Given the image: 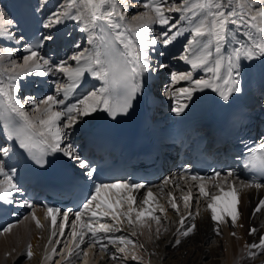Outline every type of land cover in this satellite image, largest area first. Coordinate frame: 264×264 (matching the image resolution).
<instances>
[{
    "label": "snow or ice",
    "instance_id": "1",
    "mask_svg": "<svg viewBox=\"0 0 264 264\" xmlns=\"http://www.w3.org/2000/svg\"><path fill=\"white\" fill-rule=\"evenodd\" d=\"M47 3V0H44ZM79 5V7H77ZM131 5L129 0H67L65 10H57L48 16L47 21L43 24L45 29H52L56 25L63 23L65 20L71 19L80 22L84 21L85 27L80 28V31L89 32L88 43L94 45L89 49L75 51L68 59L76 62V67L68 64L66 59L59 62L49 60L40 55V49L45 42L53 41L55 37L49 34H41L38 38L33 37L32 42L24 46V51L27 53L23 56V64L20 67L32 74L31 70H35L34 74L45 76L51 74L56 76L61 74L66 78V82H55L56 94L48 95L44 99L36 101L32 98L24 100L17 99L15 93L19 92V87L15 83L7 86L0 85V112L3 114V131L9 139H5L0 143V176L4 180H0V201H12L8 199L13 193H19L22 189L13 181L17 169L15 167L5 170L4 158L11 159L17 154V150H22V153L27 154L28 158L40 168H44L50 162L47 159L49 154L62 153L70 160L75 161L85 178L93 180L97 169L91 162L82 157L74 148L71 142L65 143L68 137L67 129H72L79 120L83 117H88L98 111L107 113L112 118L127 114L133 107V102L142 90L143 77L145 73L150 74L152 71L151 52L155 50L158 44L164 46L170 45L183 35V31L177 29V23L172 22L169 15L166 13L179 12L181 13L180 20H187L190 25V36L187 44L184 47L185 55L180 56L181 60L191 65L193 70L203 69L210 73V77L193 79L192 73H172L171 80L173 83L179 81H189L193 87L180 88L177 91L187 101L193 99V94L204 89H211L219 94L223 101H229L233 93H240L241 89V66L243 60L252 61L259 58H264V0H182L181 4L170 3L169 0H144L143 7L146 11L133 16L131 19L138 21L135 28L136 35L133 38V29L128 28L125 21L127 9ZM76 8L75 14H72L67 9ZM191 13V16L186 15ZM8 24L12 21L8 20ZM160 25L161 31L155 35H150L154 31V25ZM229 25H235V30L230 29ZM246 37L245 42L236 40L235 35H232V40H236L238 47H234L231 52L225 55L226 45L231 43L229 34L233 31L239 32ZM98 29L99 31H95ZM177 29L176 31H172ZM9 39H16L19 43L23 37L17 39L8 33ZM215 42V56L211 50V46ZM76 49L80 48L79 44H75ZM18 49L6 48L4 53L11 56ZM189 53H191L189 55ZM3 59V57H0ZM13 66H15L13 64ZM167 67L166 65H161ZM85 73H90L95 79L102 82L99 89L86 92L81 98L77 99L76 103L66 104L70 93H74L80 86ZM15 79V76L10 77ZM222 81V83H221ZM59 93H63V98H58ZM173 96L176 93H172ZM33 105L32 114L26 109L25 105ZM63 105V110H54L53 106ZM188 107L187 103L177 104L173 109L177 115L184 112ZM264 149V145L261 146ZM251 151V150H250ZM245 168L259 169L260 173L264 174V151L253 153L251 158L245 163ZM234 173L228 171L221 178L220 172H215L213 177L209 179L221 178L220 182L214 184V187L220 188L221 195H211L210 202L207 208L211 211V219L215 222H224L223 214L231 218V224L236 226L239 218L237 188L231 187L228 192L223 191V184L227 183ZM194 181H202L203 177L193 175ZM169 183L168 180L164 181ZM245 188H261L264 187V182L251 183L241 181ZM145 188L142 183H130L124 181L115 182H100L93 183L90 187L88 196L82 204V211L75 212V219L71 223V243L75 248H80L85 243V236L88 233L92 234L93 239L88 243V248H95L99 245L101 250H105L107 245L100 243L97 238V233H108L111 231H121L120 228H113L109 224L98 223L96 226L89 220L84 222L82 216L86 212L91 213V217H111L113 221L123 223L126 218L129 226H135L139 223L144 226L143 218L148 216L160 224V217L153 215L156 209L141 207L136 211L133 208L134 197L133 190ZM115 190V191H114ZM121 190L126 195L121 196ZM199 192L207 197L209 193L205 190V184L200 183ZM109 193H113L108 197ZM171 195V193H169ZM107 197V198H106ZM225 197H231L226 207L220 208L219 201ZM153 199L151 189L144 195L142 204L149 205V201ZM185 208H188V201L191 199V193L183 197ZM26 207L32 208L34 205L29 201H23ZM127 204V210L121 212L119 209L122 205ZM159 207V206H158ZM171 208L179 213L178 205L173 200ZM264 210V200H260L254 213ZM72 210L69 209L68 212ZM135 211V220H133V212ZM159 211L165 212L163 207H159ZM68 212L61 213L60 209L48 207L45 213V219L51 218L53 229L58 228L59 234H64V227L69 223ZM57 214L62 216V223L57 224ZM199 214V213H197ZM193 221L195 216L191 212L188 213ZM27 219V217H25ZM32 219L36 222L37 228H43L44 225L40 220L32 214ZM181 228L177 229L179 237H188L196 228L193 222L190 226L185 227V218L181 217L179 221ZM242 227V225H240ZM13 225H7L3 231L8 232ZM150 227V226H149ZM79 228V230H78ZM86 230V231H85ZM167 231V229H165ZM217 235L220 234L219 228H215ZM257 230L252 228L249 230V235ZM159 227L156 229L159 239ZM142 234V233H141ZM57 232L53 230L51 236H56ZM133 236L137 233L134 231ZM236 235L235 232L232 233ZM110 243L123 245L118 246L117 251L125 253L128 245L136 246L135 242L126 236H118L108 238ZM59 243L49 239L48 244ZM175 245H179L181 240L175 239ZM46 251L56 253L57 249L52 247ZM67 247V245H65ZM143 247V245H139ZM249 257L257 256V253L252 249H260L264 253V236L259 238L258 243L246 244ZM27 256H33L32 247L27 246ZM78 255L74 249H68L67 255ZM83 255L88 256V252L84 251ZM45 259H51L50 255H46ZM115 260L117 257L112 256ZM132 259L137 257L132 255Z\"/></svg>",
    "mask_w": 264,
    "mask_h": 264
},
{
    "label": "bare ground",
    "instance_id": "2",
    "mask_svg": "<svg viewBox=\"0 0 264 264\" xmlns=\"http://www.w3.org/2000/svg\"><path fill=\"white\" fill-rule=\"evenodd\" d=\"M7 1V2H6ZM22 2H28L32 5L36 4L39 10L42 12L44 17V23L47 21L49 15L58 9L63 11L67 5V0H0V85L7 86L11 83H15L19 87V92L15 93L17 99L24 100L26 96H21L23 88L28 87L34 77H44L34 74L35 70H31L32 74L24 71L20 65L23 64V56L27 53L24 51L22 41L19 43L16 39H9L8 33L19 39L18 28H17V14L19 6ZM170 3L181 4L182 0H169ZM194 2V0H190ZM238 2V0H236ZM144 0H129L131 5L127 9L125 21L122 22L127 25L128 28L133 29V38L136 35L135 28L138 25V21L132 20L133 16L146 11L143 7ZM79 7V5H77ZM72 14H75L76 8L67 9ZM170 16L172 22L177 23V29L183 31V35L178 36L172 44L164 46L158 44L154 51L151 52L152 71L150 74L145 73L146 86L142 84V91L144 93L143 99H146L147 91L152 96H160L164 92H175V101L177 104H183L179 102V98L182 95L177 91L184 87H193L191 83L186 84L184 87H177L184 84L186 81H179L173 83L171 80L172 73H187L191 72L192 76L198 75V78L205 77L203 69L193 70L191 65L180 59V56L185 55L184 47L187 44V40L190 36V25L187 20H180L181 13L172 12L166 13ZM191 16V13H186ZM11 20L12 23L8 24L7 21ZM85 27L84 21L77 22L76 20H65L63 23L56 25L52 29H45V34L51 33L55 39L53 41L45 42L44 46L53 44V46L62 47V59H66L68 64L72 67H76V62L68 59L75 51H81L83 49L91 50L94 45L88 43L89 31H80V28ZM230 29L235 30V25H229ZM154 31L150 35L155 36L161 31V26L156 24L153 26ZM173 29L172 31H176ZM95 31H99L96 29ZM243 28L239 32L233 31L229 34V40H232L234 34L236 40L241 42L246 41L241 33ZM236 40H232L231 43L226 45L227 55L232 51L234 47L239 45ZM75 44H79L80 48L76 49ZM215 42L211 46L213 56H215ZM6 48L18 49L11 56H7L4 53ZM41 51V50H40ZM191 53H189L190 55ZM41 56L59 62L55 60L52 53ZM13 64L15 66H13ZM166 65L167 67H162ZM241 89L254 87L255 89H263L264 87V58L257 57L256 59L249 61L243 60L241 66ZM203 73V74H202ZM202 74V76H201ZM15 76V79L10 77ZM47 77L52 76L51 74L45 75ZM66 82V78L61 74L54 76V87L52 92L48 95L56 94L55 82ZM88 84L89 91L99 89L102 86V82L95 79L90 73H85L80 85ZM165 85L164 88L162 86ZM146 88V89H145ZM173 92L172 90L175 89ZM237 93H233L229 101H223L218 93L213 92L211 89H204L203 91H197L193 94V99L185 103L188 104L186 109L192 112H198L195 116L189 118V120L199 119V114L203 112H210L214 106V114L219 116L223 114L232 104L233 98ZM42 97L44 99L46 96ZM58 98H63V93L57 94ZM71 93L69 94L70 97ZM173 96V95H172ZM68 97V99H69ZM40 99V100H41ZM67 99V100H68ZM39 101V100H36ZM75 101H69L68 104L76 103ZM150 101H153L152 99ZM199 101V102H197ZM143 100L137 97V100L133 102V107L127 114L117 116L115 119L109 116L103 111L93 113L88 117H83L79 122L73 126L72 129H67L68 137L65 139V143L71 142L76 151L83 157L82 147L86 144L89 138L102 131H105L108 127L122 124L124 125L131 117L133 113L137 114V121L143 126V118L148 117L145 113L144 116L141 114ZM54 110H63L64 106L58 105L53 106ZM33 105H25V109L32 114ZM3 120V114L0 112V122ZM185 121H179L177 127H181L186 123ZM150 124L148 127H151ZM5 139H9L6 134L2 131L0 124V143H3ZM11 144V140L9 139ZM65 160H70L68 157L60 153ZM9 158H4L5 164ZM14 167L17 169L13 181L20 185L19 179L16 177L19 170V164L16 163ZM7 171V167L5 166ZM226 175L222 174L221 178ZM237 173H234L229 178L227 183L223 184V191L228 192L232 186L237 188V199L239 201L237 207L239 210V218L235 227L231 224V218L226 214H223L224 222H215L211 219V211L207 208V204L210 202L211 195H221L220 188L214 187V184L220 182L221 178L208 179L202 181L192 182L188 178H182L180 174H166L162 181H160L158 187L145 188L141 190H133L132 194L134 197L133 208L138 211L141 207L156 209L153 215L160 217V224L150 217L145 216L144 226L137 223L135 226H129L127 219L123 220V223L113 221L111 218L104 221L94 222L95 217L89 218L88 216L82 217L84 222L89 220L96 226L98 223H105L111 225L114 229L120 228L121 231H111L108 233H97V238L100 239V243L107 245L105 250H101L99 245L95 248H88V243L93 239H88V243L84 246H80L78 255L68 256V249H74L77 253V249L71 243V232L68 237L60 240L59 235L51 236L50 219H45L46 211L39 205L33 204L34 207L28 208L27 211L19 217V219L11 224L13 227L8 232L0 230V264H264V253L260 252V249H252L257 253V256L252 259L248 258V249L245 248L246 244L258 243L259 238L264 236V210L258 213H254V209L257 207L260 200H264V187L261 188H245L241 180L236 177ZM0 180H4L3 176H0ZM168 180L169 183L165 184L164 181ZM205 184V190L209 193V196L205 197L199 192L200 183ZM246 182V181H245ZM151 189L153 192V199L149 201V205H143L142 200L147 191ZM115 191V190H114ZM191 193V199L188 201V208H185L184 196ZM171 193V195H169ZM113 193H109L108 197H111ZM126 195L121 190V196ZM14 194L8 197L9 200H14ZM107 198V197H106ZM231 197H225L222 201H219L220 212L221 208L226 207L228 202L231 201ZM173 200L177 203L179 213L175 209L171 208V202ZM6 202L7 201H2ZM163 207L165 212L159 211V207ZM121 212L127 210V204H124L119 209ZM191 212L195 216L193 221L192 217L188 215ZM40 220L44 225L43 228H37L36 222L32 219V214ZM199 213V214H197ZM133 220H135V211L132 214ZM27 217V219H25ZM181 217L185 218V227L190 226L193 222L196 224V228L192 234L188 237H179L177 229L181 228L179 223ZM242 225V227L240 226ZM71 226V225H70ZM150 226V227H149ZM159 227V239L156 238V229ZM219 228L220 234L217 235L215 228ZM255 228L257 231L249 235V230ZM72 229V228H71ZM167 229V231H165ZM79 230V228H78ZM136 232L137 235L133 236L132 233ZM236 235L233 236L232 233ZM142 233V234H141ZM126 236L130 240L134 241L136 246L128 245L125 253L117 251L118 246L122 247L117 243H110L108 238H114L118 236ZM179 238L181 243L175 245V239ZM49 239L53 241H59V243L48 244ZM31 245L33 256L29 258L27 256V246ZM55 247L56 253L46 251ZM67 245V247H65ZM143 245V247H139ZM87 251L88 256L85 257L83 252ZM46 255H50L51 259H45ZM115 255L117 259L113 260L112 256ZM132 255L137 257L136 260L132 259Z\"/></svg>",
    "mask_w": 264,
    "mask_h": 264
},
{
    "label": "rangeland",
    "instance_id": "3",
    "mask_svg": "<svg viewBox=\"0 0 264 264\" xmlns=\"http://www.w3.org/2000/svg\"><path fill=\"white\" fill-rule=\"evenodd\" d=\"M6 2H7V1H6ZM172 92H173V91H172ZM173 93H174V92H173ZM171 94H172V93H171ZM173 97L175 98V96H173ZM176 98H177V97H176ZM248 258H249V259H252L253 257H249V255H248Z\"/></svg>",
    "mask_w": 264,
    "mask_h": 264
}]
</instances>
